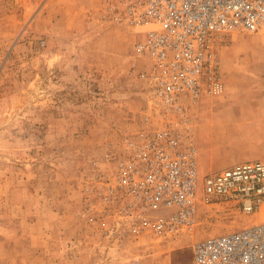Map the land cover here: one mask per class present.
I'll return each instance as SVG.
<instances>
[{
	"label": "rangeland",
	"instance_id": "obj_1",
	"mask_svg": "<svg viewBox=\"0 0 264 264\" xmlns=\"http://www.w3.org/2000/svg\"><path fill=\"white\" fill-rule=\"evenodd\" d=\"M99 2L0 0V264H193L195 240L264 221V207L203 205L194 234L164 243L89 224L88 189L145 127L148 96L140 30L101 20ZM214 49L225 90L186 113L203 175L264 160V34L226 33Z\"/></svg>",
	"mask_w": 264,
	"mask_h": 264
},
{
	"label": "built area",
	"instance_id": "obj_2",
	"mask_svg": "<svg viewBox=\"0 0 264 264\" xmlns=\"http://www.w3.org/2000/svg\"><path fill=\"white\" fill-rule=\"evenodd\" d=\"M99 7L101 20L140 30L135 52L149 67L137 76L148 96L145 127L123 134L104 156L108 174L88 189L89 224L110 240L150 235L164 243L194 234L199 206L260 212L264 160L201 174L186 113L223 94L215 43L231 32L264 34V0H100ZM192 254L193 264H264V221L197 239Z\"/></svg>",
	"mask_w": 264,
	"mask_h": 264
},
{
	"label": "bare ground",
	"instance_id": "obj_3",
	"mask_svg": "<svg viewBox=\"0 0 264 264\" xmlns=\"http://www.w3.org/2000/svg\"><path fill=\"white\" fill-rule=\"evenodd\" d=\"M258 218H260V220H264V209H263L261 215H260ZM258 222H259V221H256V222H254V223H258ZM254 223H253V224H254Z\"/></svg>",
	"mask_w": 264,
	"mask_h": 264
}]
</instances>
